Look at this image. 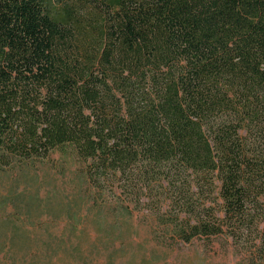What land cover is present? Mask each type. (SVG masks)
I'll return each instance as SVG.
<instances>
[{
  "label": "trees",
  "instance_id": "obj_1",
  "mask_svg": "<svg viewBox=\"0 0 264 264\" xmlns=\"http://www.w3.org/2000/svg\"><path fill=\"white\" fill-rule=\"evenodd\" d=\"M57 151L100 213L264 264V0H0V170Z\"/></svg>",
  "mask_w": 264,
  "mask_h": 264
},
{
  "label": "rangeland",
  "instance_id": "obj_2",
  "mask_svg": "<svg viewBox=\"0 0 264 264\" xmlns=\"http://www.w3.org/2000/svg\"><path fill=\"white\" fill-rule=\"evenodd\" d=\"M61 153L69 152L0 170V264L240 263L225 238L170 243L143 219L100 213L88 202L82 166Z\"/></svg>",
  "mask_w": 264,
  "mask_h": 264
}]
</instances>
